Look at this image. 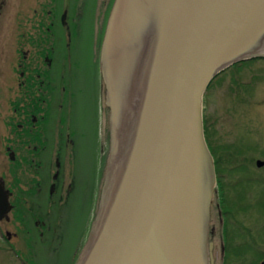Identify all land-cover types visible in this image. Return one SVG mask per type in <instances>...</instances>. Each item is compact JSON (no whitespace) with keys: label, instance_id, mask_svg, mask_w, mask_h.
I'll return each instance as SVG.
<instances>
[{"label":"water","instance_id":"95a60500","mask_svg":"<svg viewBox=\"0 0 264 264\" xmlns=\"http://www.w3.org/2000/svg\"><path fill=\"white\" fill-rule=\"evenodd\" d=\"M259 63L264 0H112L98 52L107 148L75 264L214 263L203 96Z\"/></svg>","mask_w":264,"mask_h":264},{"label":"flooded vegetation","instance_id":"af4514ba","mask_svg":"<svg viewBox=\"0 0 264 264\" xmlns=\"http://www.w3.org/2000/svg\"><path fill=\"white\" fill-rule=\"evenodd\" d=\"M111 3L112 0H0V9L8 4L16 9L10 18L16 33L9 35L8 51L1 53L0 240L1 249L19 263H35L38 248L57 254L67 243L70 264H75L93 218L98 189L87 174L80 177L74 169L79 165V149L82 165L87 166L90 130L98 142L101 171L104 163L107 110L104 104L100 110L97 107L98 94L102 92L98 52ZM89 15L90 42L83 57L97 82L95 103L86 117L89 125L92 119L87 130L78 127L75 108L82 61L78 50ZM247 91L248 96L239 103L254 104L252 92ZM220 115L223 114L205 116L203 112L204 139L215 172L208 239L212 242L213 264H231L230 259L236 261L232 264H241L243 247L252 249L257 242L241 216L251 211L246 199L249 184H260L264 178V145L245 139V133H250L252 112L239 113L231 119L229 129L223 126ZM230 132L233 136L229 139ZM255 148L258 155L254 154ZM255 206L264 215V202L258 201ZM76 211L80 228L72 237ZM256 233L257 239H264V225ZM68 238L71 239L66 241ZM258 251L246 263L264 264V249ZM231 253L233 256L228 257Z\"/></svg>","mask_w":264,"mask_h":264},{"label":"rangeland","instance_id":"374dc122","mask_svg":"<svg viewBox=\"0 0 264 264\" xmlns=\"http://www.w3.org/2000/svg\"><path fill=\"white\" fill-rule=\"evenodd\" d=\"M12 8H9V4L0 9V69L3 66V62L1 60V53L8 51V37L12 32L15 34V25L14 30L12 22L10 20L12 16ZM16 11V9H15ZM14 11V12H15ZM85 29L83 35V42L79 45L78 54L82 61L80 60V68L78 73L77 85L79 86V94H78V102L75 108V117L78 122L79 128H84L89 130L91 127V117L89 119L90 125L86 122V117L89 111L93 108V104L95 103V82H97V76H94L91 72L92 70L86 65L85 57H83V52L87 49V46L90 42V33L92 27V20L89 15L88 18L85 19ZM86 55V51L84 52ZM82 55V56H81ZM87 62V61H86ZM238 69V73H236V82L233 83L234 79L232 78L231 72L234 69L227 70L225 72L220 73L209 85L208 89L205 91L203 96V112L204 115L211 114H223L227 113V116L220 115L222 118L223 126L228 128L231 123V119L237 118L239 113L247 114L253 113L250 121H248V117L244 118V123L247 124V121L250 123V133H245V139L250 141L251 144H261L264 145V63L254 64L250 66H245ZM251 89H250V88ZM253 97L254 104L248 105L246 103H239L243 97L248 96V90ZM240 100V101H239ZM103 105V93L99 92L97 107L98 109L102 108ZM250 108V109H249ZM90 109V110H89ZM99 109V110H100ZM202 112V114H203ZM99 114V113H98ZM107 115V114H106ZM102 115L100 114L99 121L102 122ZM234 121V120H233ZM247 125L245 126V128ZM230 128V127H229ZM228 128V129H229ZM233 133L230 132L227 138H231ZM88 157H87V166L82 165L83 155L80 153L79 149V165L75 167V174L80 175V177L87 174V177L90 178V182H94L96 184V188L98 189L100 179L99 176L101 174V155L98 151V142L95 138L94 134L90 130L88 132ZM87 142V141H86ZM81 145V144H80ZM81 148V147H80ZM258 149H254V154L258 155ZM250 152V151H249ZM85 165V164H84ZM98 180V182H97ZM260 184L253 183L248 186V195L247 201L250 202L251 211H248L246 214L242 215L244 219L243 225L248 229L252 235L253 241L256 244L252 249L243 247L241 251L244 254V261L241 264H248L247 261H250V257L255 254H259L258 249H264V239L259 237L257 239L256 231L259 230L264 225V215L260 214L261 212L255 206V203L258 201L264 202V178ZM80 189V187H79ZM97 193V192H96ZM249 198V199H248ZM74 209L77 210L76 204ZM77 211L75 213V218L73 221V227L71 228L70 234L72 237L78 234L80 225L78 222ZM74 233V234H73ZM71 238L66 239L68 241ZM263 239V240H262ZM262 240V241H260ZM2 241L0 240V264H22L13 257L9 252H6L2 248ZM67 243H64L61 251L58 249L57 254H51L47 252H43L41 249H36L38 254L37 258L34 259L31 263L27 262L26 264H70L69 261V253L68 250L70 248L67 246ZM233 256V253L229 254L228 257ZM236 261L230 259V263H235ZM228 264V263H227Z\"/></svg>","mask_w":264,"mask_h":264},{"label":"trees","instance_id":"16d2710c","mask_svg":"<svg viewBox=\"0 0 264 264\" xmlns=\"http://www.w3.org/2000/svg\"><path fill=\"white\" fill-rule=\"evenodd\" d=\"M236 73H238V69H234V71L231 72L232 78L234 79L233 83L236 82V78H237ZM219 74H220V73H219ZM219 74H218V75H219ZM218 75H217V76H218ZM217 76H215V77L211 80V82H212ZM211 82L208 84L206 90L208 89V87H209V85L211 84ZM235 84L237 85V83H235ZM202 122H203V133H204L205 138H206L205 120H204L203 114H202ZM206 140H207V139H206Z\"/></svg>","mask_w":264,"mask_h":264}]
</instances>
